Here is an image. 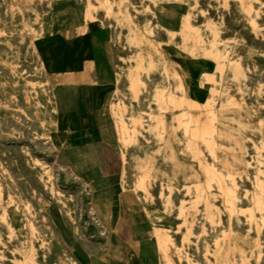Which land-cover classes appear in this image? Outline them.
<instances>
[{
  "label": "rangeland",
  "instance_id": "obj_1",
  "mask_svg": "<svg viewBox=\"0 0 264 264\" xmlns=\"http://www.w3.org/2000/svg\"><path fill=\"white\" fill-rule=\"evenodd\" d=\"M27 1L21 16L0 0V264H64L69 249L77 254L80 246H88L83 249L93 261L100 259L105 235L94 196L105 195L114 207L124 189L152 206L151 221L161 228L166 257L152 256L150 264H264V0H112L110 12L103 0ZM68 1L89 13L78 33L106 37L118 78L92 86V67L57 78L74 88L94 87L100 99L93 112L96 162L87 174L72 171L65 159L55 100L33 47V9ZM167 16L174 18L172 29L160 21ZM168 48L198 68L210 66L213 79L198 70V84L183 86ZM117 103L120 116L112 126L108 109ZM212 117L215 156L201 141ZM165 118L170 133L163 144L172 149L176 175L189 167L194 179L173 187L151 178L139 183L129 161L162 140V125H153ZM215 162L234 177L207 188L205 171Z\"/></svg>",
  "mask_w": 264,
  "mask_h": 264
},
{
  "label": "crops",
  "instance_id": "obj_2",
  "mask_svg": "<svg viewBox=\"0 0 264 264\" xmlns=\"http://www.w3.org/2000/svg\"><path fill=\"white\" fill-rule=\"evenodd\" d=\"M17 1L24 6L23 0ZM56 4L47 2V6L45 3L33 10L43 13V11H49L50 8L54 10L53 7ZM75 55L70 60H66L67 62L63 61L60 71L54 73V83L56 85L55 104L57 107L58 129L60 126V130L63 132L62 139L64 138V142L62 143L66 146L63 150H69H67L69 155L65 159L67 158L66 160L69 164H73L72 166H74L78 174H87L90 171L88 165L96 162L92 149L98 143L96 141L98 135L95 130L93 112L96 102L100 99L96 92L93 91L96 89L94 87L81 89L70 86L68 81H63L60 84L57 82L58 77L70 78L77 75L73 70L79 68L80 55L77 53ZM86 67H94V72L90 75L92 82V76L96 73V68L93 64H82L80 69H82L81 72L83 74L87 73ZM114 123L115 121H112V126ZM153 126L160 128V124L157 121ZM161 128L163 129V125ZM168 133H170L169 127ZM168 133L163 130L162 140L159 141L158 139L155 142L156 146L146 148V152L143 149L139 150V155L135 159L130 160L129 164L132 166V164L137 165L141 163L142 167L148 170L150 178L157 184L173 187L178 181L191 182L194 179V175L192 174V169L189 167L178 172L176 175V171L178 170H176L177 168L171 160L172 149L168 146V142L163 144V140ZM132 171H134L136 176H139L141 173L140 168L132 167ZM95 196L97 204L100 205L99 211L102 213L103 219L111 227V237H109L108 249L106 248L101 251L102 253L100 252L99 255H96L101 256V258H98L97 262L94 260V264H108L111 260H116L120 264H150L152 256H164L158 249V240L155 234L157 231L160 235L161 228L151 220H144L142 215L140 216L142 214L141 210L129 207L130 203H133L130 196L135 197L138 201L135 192H121L117 196V205L114 207L109 204L105 195L101 196L97 194ZM138 203L145 211L153 212L152 206L143 205L139 201ZM107 207H109L110 216L107 215ZM115 212L118 217L112 226ZM136 214H139V216ZM73 256H76L81 263H93L91 259L93 256L87 253L81 246L79 253L75 254L73 252Z\"/></svg>",
  "mask_w": 264,
  "mask_h": 264
},
{
  "label": "bare ground",
  "instance_id": "obj_3",
  "mask_svg": "<svg viewBox=\"0 0 264 264\" xmlns=\"http://www.w3.org/2000/svg\"><path fill=\"white\" fill-rule=\"evenodd\" d=\"M135 1V0H134ZM144 1V0H143ZM6 3L7 7L13 11V13L19 14L23 16V11H24V6L19 4L17 0H4ZM103 3L105 5V8L107 12L111 10V3L112 0H103ZM151 6V4H150ZM54 10L50 8L49 11H43L42 12H37L33 11L34 13V18H35V23L33 24L34 29L33 33L36 38L35 43H34V50L36 52L38 62H40L41 67L43 71L45 72L47 78H48V86L50 88L51 94L53 95V98L55 100V90H56V85L54 83V73L56 71H60L61 64L63 61L67 62L68 60L71 59V57L76 56L75 54L77 53L79 56V68L82 67V64L88 63V64H93L96 68V73L93 74L92 76V86L96 87H101L104 88L103 83L109 82L113 83L114 81L118 80L116 78V74H114L112 68L109 65L108 62V45L109 43L107 42L106 37L101 34H80L77 31V26L82 24L85 20L86 17L89 16L88 11L82 4L77 5L74 2L68 1L64 5H58L56 4L55 7H53ZM140 8V7H139ZM230 10V9H229ZM236 10V9H235ZM229 13V11H228ZM100 14V13H99ZM25 16V15H24ZM236 16V15H235ZM227 18V17H226ZM231 18V17H230ZM94 18L90 20V22H87V26L91 29L95 25V21H92ZM216 19V18H215ZM110 20V19H109ZM228 20V19H226ZM230 20V19H229ZM112 21V20H111ZM160 21L162 25L167 26L168 28L172 29L174 27V18L167 16V17H161ZM109 22V21H108ZM232 22V21H231ZM13 23V22H12ZM198 23V22H197ZM229 24V23H228ZM230 27V26H229ZM232 27V26H231ZM109 29V27H108ZM229 29V28H228ZM232 30V29H231ZM105 31V30H104ZM241 32V31H240ZM96 33V32H95ZM236 33V32H235ZM230 34V33H229ZM224 35V34H223ZM163 37V36H162ZM109 40V39H108ZM251 40V39H250ZM253 42V41H252ZM257 42V41H256ZM256 45V44H255ZM110 47V46H109ZM119 48V47H118ZM6 50V49H5ZM111 51V50H110ZM115 51V50H114ZM165 51L168 53L170 57H173L176 62H177V73L180 78V80L183 83V86L185 83H188L189 85L195 86L198 84V70H202L205 73L206 77H208L209 80L213 79V74H211V67L208 65H201V68L197 67V64L195 62H191L190 59L186 57V55L182 53H178L175 49L168 48L165 49ZM123 55V54H122ZM112 56V55H111ZM20 58V57H19ZM76 58V57H75ZM254 58V57H253ZM26 59V58H25ZM28 60V59H27ZM67 60V61H66ZM255 61V60H254ZM24 62V61H23ZM22 63V62H21ZM250 63V62H247ZM259 63V62H257ZM28 64V63H27ZM30 64V63H29ZM255 64V63H254ZM68 65V64H67ZM250 65V64H249ZM257 66V65H256ZM19 68V67H18ZM94 68V67H93ZM33 69V68H32ZM1 70V69H0ZM41 70V69H40ZM42 71V72H43ZM3 73V71H2ZM41 73V72H40ZM257 73V72H255ZM1 74V73H0ZM23 74V73H22ZM264 74V73H263ZM25 75V74H24ZM23 75V76H24ZM251 75V74H250ZM28 76V75H27ZM33 76V75H32ZM247 76V75H246ZM255 76V75H254ZM29 77V76H28ZM44 77V76H43ZM252 77V76H251ZM25 78V77H24ZM29 79V78H28ZM33 79V78H32ZM36 79V78H35ZM39 79V78H38ZM44 79V78H43ZM258 78H256L257 80ZM263 79V78H262ZM252 80V79H251ZM255 80V79H254ZM260 80V79H259ZM34 81V80H33ZM10 83V82H9ZM46 83V82H45ZM111 83V84H112ZM114 90V89H113ZM196 96H199V93H196ZM211 95H214L213 92H211ZM19 97V96H17ZM114 100V99H113ZM209 100V99H208ZM216 100V99H215ZM114 102V101H113ZM194 104L200 105L201 103L199 100H195ZM56 105V104H55ZM49 106V105H48ZM41 107V106H40ZM57 109V107H56ZM102 109V108H101ZM14 110V109H13ZM112 121L116 120V117H119L120 115V109L118 108V103L114 104L109 107L108 109ZM18 115V114H17ZM23 116V115H22ZM99 118V117H98ZM25 119V118H24ZM27 119V118H26ZM159 124L163 125V129L165 132L168 133V123L166 121L159 120ZM56 122H57V127H58V121H57V110H56ZM106 122V121H105ZM2 123V122H1ZM21 123V122H20ZM9 124V123H8ZM24 124V122H23ZM18 125V124H16ZM20 126V125H19ZM108 127V126H107ZM2 128V127H1ZM8 128V127H7ZM4 130V128H3ZM28 130V129H27ZM41 130V129H40ZM20 131V130H19ZM26 131V130H25ZM58 129L56 130V132ZM102 131V130H101ZM112 131V130H111ZM216 131V126H215V118H211V123L208 129H205L201 132V141L202 144L206 147V149H209V152L215 156L214 150H213V135ZM26 134V133H25ZM55 134V133H54ZM103 134V133H102ZM197 134V133H194ZM30 137V136H29ZM54 138V137H53ZM107 138V136H106ZM112 138V137H111ZM36 139V138H35ZM31 141V140H30ZM58 140L54 138L52 140V145L54 150L57 152L60 151L59 144L57 142ZM4 143V142H3ZM41 144V143H40ZM63 144V143H62ZM1 146V145H0ZM5 146V145H4ZM16 146V145H15ZM41 146V145H40ZM44 146V145H42ZM7 147V146H6ZM30 147V146H29ZM38 147V146H37ZM45 147V146H44ZM43 147V148H44ZM66 146L63 145L64 149ZM10 148V147H9ZM18 148V147H17ZM3 149V148H2ZM17 150V149H16ZM27 150V149H26ZM32 150V149H31ZM68 150V149H67ZM248 150V149H247ZM69 151V150H68ZM19 152V151H18ZM15 154V153H14ZM66 154V153H64ZM192 154L191 151L188 152V155ZM2 156V155H1ZM24 156V155H23ZM22 156V157H23ZM32 156V155H31ZM55 156V155H54ZM53 156V157H54ZM68 156V155H67ZM21 157V158H22ZM26 157V156H25ZM23 157V158H25ZM28 158V157H27ZM2 159V158H1ZM67 159V158H66ZM5 160V159H4ZM69 160V159H68ZM2 162V161H1ZM7 162V161H6ZM5 162V163H6ZM25 163V162H24ZM53 164V163H52ZM1 165V164H0ZM24 165V164H23ZM71 168L72 171H77L75 170L73 164L71 163ZM18 166V165H17ZM27 166V165H26ZM7 167V166H6ZM12 167V166H11ZM45 167V166H44ZM52 167V166H51ZM66 167V166H65ZM133 168H140L141 173L138 176V182L142 183L146 179L150 178V175L148 173V170L143 168L141 163L139 164H132ZM19 168V167H18ZM21 168V167H20ZM31 168V167H30ZM68 168V167H66ZM8 169V168H7ZM77 169V168H76ZM25 170V169H24ZM31 170V169H30ZM15 171V170H14ZM55 172V171H54ZM57 172V170H56ZM205 186L207 188H212L214 183L220 182L222 179H233L234 175L229 174V173H223L218 170V163H213L211 166H209L206 171H205ZM80 173V172H79ZM11 174V173H10ZM23 174V173H22ZM78 174V173H77ZM263 175V174H262ZM55 176V175H54ZM80 176V175H79ZM69 178V177H68ZM27 179V178H26ZM16 181V180H15ZM2 182V181H1ZM19 182V181H18ZM30 182V181H29ZM17 183V182H16ZM19 184V183H18ZM38 184V183H37ZM35 185V183H34ZM21 186V185H20ZM40 187V186H39ZM19 188V187H18ZM37 188V187H36ZM43 188V187H42ZM195 189L202 191L203 187L200 183L195 184L194 186ZM57 189V188H56ZM66 189V188H65ZM78 189V188H77ZM21 190V189H20ZM42 190V189H41ZM4 191V190H3ZM43 191V190H42ZM24 192V191H23ZM63 192V191H62ZM122 192H131L130 190L124 189ZM43 193V192H42ZM41 193V194H42ZM79 194V193H78ZM56 195V194H55ZM74 196V195H73ZM186 196V195H185ZM48 197V195H47ZM76 197V196H75ZM71 198V196H70ZM74 198V197H73ZM187 198V197H185ZM51 199V198H50ZM76 199V198H75ZM79 200V199H78ZM52 201V200H51ZM73 201V200H72ZM94 207L96 208V215L98 221L102 224V232L105 235V241L103 244V248L101 249L104 250L108 246L109 242V237L110 232H111V227L108 224L107 221L103 219L102 213L99 211V206L97 204V199L96 196H94L93 200ZM131 205L129 207L136 208V210H141L142 218L144 220H151L150 218V212L145 211L140 204L137 203H130ZM75 205V204H74ZM54 207V206H53ZM63 207V206H62ZM65 207V206H64ZM79 207V206H78ZM113 208V207H112ZM57 213L62 216V213L60 210L56 209ZM32 211V210H31ZM107 215L110 216V211L109 207H107ZM114 212V211H113ZM40 214V213H39ZM139 216V214H136ZM50 216V215H49ZM93 216V215H92ZM63 217V216H62ZM44 218V217H43ZM48 218V217H47ZM65 218V216H64ZM51 220L53 224L57 227V229L61 232L64 233L60 227L59 224L57 223L56 219L54 218L53 212L51 213ZM78 220V219H77ZM113 220V219H112ZM48 222V221H47ZM77 224V223H76ZM70 226V225H69ZM52 227V226H51ZM195 227V226H194ZM79 228V227H78ZM72 229V228H69ZM196 229V228H195ZM56 230V229H55ZM80 231V230H79ZM84 231V230H83ZM81 232V231H80ZM86 232V231H85ZM34 233V232H33ZM56 234V233H55ZM156 237H157V242H158V249L164 253L165 249L162 243V239L159 235V233L156 231ZM83 236V234H82ZM95 237V236H94ZM76 238V237H75ZM91 238V237H90ZM191 239V238H190ZM85 240V239H84ZM91 240V239H90ZM111 240V239H110ZM81 241V240H79ZM96 241V240H95ZM102 241V240H101ZM82 242V241H81ZM16 243V242H15ZM83 243V242H82ZM88 243V242H87ZM100 243V242H99ZM91 244V243H90ZM96 244V243H95ZM156 244V243H155ZM66 245V244H65ZM84 245V244H83ZM51 246V245H50ZM67 246V245H66ZM94 246V245H93ZM101 246V245H100ZM33 247V246H32ZM69 248V246H67ZM84 248L86 246H83ZM88 247V246H87ZM86 247V248H87ZM102 247V246H101ZM96 248V247H95ZM98 248V247H97ZM46 249V248H45ZM88 249V248H87ZM108 249V248H107ZM69 254H68V259L64 262V264H83L81 263L76 256H73V252L71 249H69ZM89 250V249H88ZM98 251V250H97ZM100 251V252H101ZM5 253V252H4ZM9 255V254H8ZM49 255V253H48ZM99 255V254H98ZM92 257V256H90ZM119 257V256H118ZM166 257V256H164ZM37 258V257H36ZM97 258V257H96ZM48 259V258H47ZM93 260V259H92ZM50 261V260H49ZM48 261V262H49ZM4 262V261H3ZM51 262V261H50ZM95 261H93L94 263ZM97 262V261H96ZM47 263V262H46ZM38 264V263H37ZM102 264V263H101Z\"/></svg>",
  "mask_w": 264,
  "mask_h": 264
}]
</instances>
